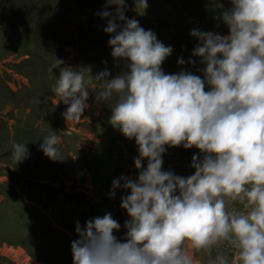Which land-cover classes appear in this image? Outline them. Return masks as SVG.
<instances>
[{
    "label": "clouds",
    "instance_id": "obj_1",
    "mask_svg": "<svg viewBox=\"0 0 264 264\" xmlns=\"http://www.w3.org/2000/svg\"><path fill=\"white\" fill-rule=\"evenodd\" d=\"M133 4L144 14L148 0ZM128 8L127 0H106L96 13L106 20L112 57L124 62L119 74L110 78L104 68L93 75L90 67L56 57L49 67H59L54 93L67 105V123L81 120L91 91L97 102L114 101L109 123L134 139L138 152L136 178L122 174L109 190L113 199L118 190L127 193L120 203L129 217L123 238L114 234L121 224L111 212L83 226L76 221L73 264H230L226 244L236 250L237 264H264V0H231L217 17L227 34L191 29L202 75L165 72L172 46L126 16ZM60 141L53 130L40 149L61 160ZM175 146L199 150L193 174L163 169L164 153ZM28 154L27 144H13L17 163Z\"/></svg>",
    "mask_w": 264,
    "mask_h": 264
},
{
    "label": "rangeland",
    "instance_id": "obj_2",
    "mask_svg": "<svg viewBox=\"0 0 264 264\" xmlns=\"http://www.w3.org/2000/svg\"><path fill=\"white\" fill-rule=\"evenodd\" d=\"M127 3L126 16L172 46L161 66L165 72L184 68L202 75L203 65L192 57L198 41L191 29L228 33L217 17L231 0H148L144 14L134 9L133 0ZM105 6L106 0H0V264H18V250L30 264H73L76 221L83 226L106 211L121 224L114 234L124 236L129 217L120 203L127 193L118 190L113 199L109 190L122 174L136 178L135 140L109 123L114 101L97 102L91 91L81 120L67 123L62 116L67 105L54 93L59 67L49 71L55 57L65 65L90 67L93 75L107 68L110 78L124 69V62L111 55L109 34L103 30L106 20L96 14ZM180 57L196 63L179 65ZM85 82L94 85L87 72ZM53 130L61 137L63 159L58 161L40 149ZM18 142L27 144L29 154L17 163L12 146ZM197 151L168 147L162 167L191 175ZM11 249L13 253H4ZM223 252L230 264H237L234 248L226 244Z\"/></svg>",
    "mask_w": 264,
    "mask_h": 264
},
{
    "label": "bare ground",
    "instance_id": "obj_3",
    "mask_svg": "<svg viewBox=\"0 0 264 264\" xmlns=\"http://www.w3.org/2000/svg\"><path fill=\"white\" fill-rule=\"evenodd\" d=\"M8 249V248H7ZM4 253L6 254H10L13 253V249L11 250H6L4 251ZM15 257H17L18 259V264H30L32 263V261L30 260V258L28 256H26V254L22 251V250H18V251H14Z\"/></svg>",
    "mask_w": 264,
    "mask_h": 264
}]
</instances>
